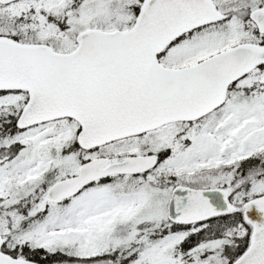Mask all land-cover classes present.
Masks as SVG:
<instances>
[{"label": "snow or ice", "instance_id": "obj_1", "mask_svg": "<svg viewBox=\"0 0 264 264\" xmlns=\"http://www.w3.org/2000/svg\"><path fill=\"white\" fill-rule=\"evenodd\" d=\"M0 264H264V0H0Z\"/></svg>", "mask_w": 264, "mask_h": 264}]
</instances>
